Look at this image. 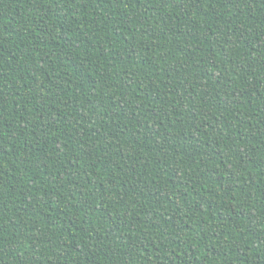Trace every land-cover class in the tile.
I'll return each mask as SVG.
<instances>
[{"label": "trees", "instance_id": "16d2710c", "mask_svg": "<svg viewBox=\"0 0 264 264\" xmlns=\"http://www.w3.org/2000/svg\"><path fill=\"white\" fill-rule=\"evenodd\" d=\"M0 264H264V0H0Z\"/></svg>", "mask_w": 264, "mask_h": 264}]
</instances>
